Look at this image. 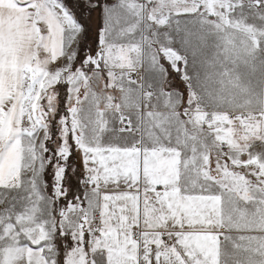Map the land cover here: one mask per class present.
Listing matches in <instances>:
<instances>
[{
	"label": "snow or ice",
	"instance_id": "6c2138e0",
	"mask_svg": "<svg viewBox=\"0 0 264 264\" xmlns=\"http://www.w3.org/2000/svg\"><path fill=\"white\" fill-rule=\"evenodd\" d=\"M0 264H264V0H0Z\"/></svg>",
	"mask_w": 264,
	"mask_h": 264
}]
</instances>
